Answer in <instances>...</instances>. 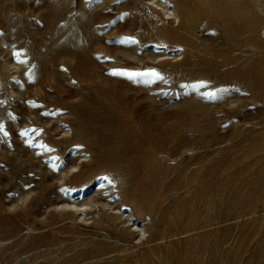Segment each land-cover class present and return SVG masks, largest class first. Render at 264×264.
I'll list each match as a JSON object with an SVG mask.
<instances>
[{"label":"rangeland","instance_id":"obj_1","mask_svg":"<svg viewBox=\"0 0 264 264\" xmlns=\"http://www.w3.org/2000/svg\"><path fill=\"white\" fill-rule=\"evenodd\" d=\"M0 264H264V0H0Z\"/></svg>","mask_w":264,"mask_h":264}]
</instances>
